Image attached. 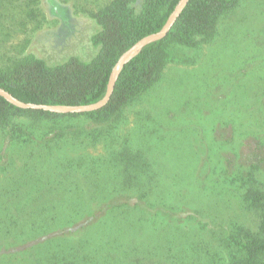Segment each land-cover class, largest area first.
Instances as JSON below:
<instances>
[{
    "label": "trees",
    "instance_id": "obj_1",
    "mask_svg": "<svg viewBox=\"0 0 264 264\" xmlns=\"http://www.w3.org/2000/svg\"><path fill=\"white\" fill-rule=\"evenodd\" d=\"M178 1L111 0L92 12L98 51L90 61L70 56L49 65L34 54L12 57L0 66V87L24 102H97L119 57L161 30ZM239 1L190 0L165 37L125 63L110 101L98 110L23 109L0 96V264H126L130 247L121 238L136 230L137 211L162 216L174 233L168 264H264V167L232 164L222 144H209L219 164L204 175L205 187L221 184L246 215L161 210L168 197L156 190L159 172L146 148H132L130 135L119 131L128 108L161 80L175 53L213 41L221 18ZM2 4L9 15L11 0ZM78 118L81 124L71 129Z\"/></svg>",
    "mask_w": 264,
    "mask_h": 264
},
{
    "label": "rangeland",
    "instance_id": "obj_2",
    "mask_svg": "<svg viewBox=\"0 0 264 264\" xmlns=\"http://www.w3.org/2000/svg\"><path fill=\"white\" fill-rule=\"evenodd\" d=\"M109 1L11 0L9 15L0 9V66L24 54L49 65L70 56L90 61L98 51L92 42L98 26L90 14ZM135 7L140 10V3ZM175 54L161 80L128 108L119 131L130 135L132 148H146L159 172L156 190L168 197L161 210L183 206L212 216L229 218L238 211L245 216L221 184L205 187L204 175L219 164L209 151L212 143L223 145L232 164L264 167V0H240L221 18L213 41ZM81 122L72 119L69 127ZM134 216L136 230L121 238L130 247L126 264H168L176 239L163 217L138 211Z\"/></svg>",
    "mask_w": 264,
    "mask_h": 264
},
{
    "label": "water",
    "instance_id": "obj_3",
    "mask_svg": "<svg viewBox=\"0 0 264 264\" xmlns=\"http://www.w3.org/2000/svg\"><path fill=\"white\" fill-rule=\"evenodd\" d=\"M190 0H179L177 5L175 6L174 10L170 14L168 20L161 28V30L151 33L140 40H138L134 45L128 48L117 60L115 63L109 83L108 88L105 96L98 100L97 102L84 104V105H51V104H40V103H32V102H24L17 98H15L12 94L8 91L2 89L0 87V96L4 97L8 102L12 103L13 105L23 108V109H36V110H44V111H51L56 113H82V112H89L98 110L104 107L111 99L113 91L115 89L119 74L125 65L132 57L138 54L145 46L149 43L157 41L165 37L170 30L172 29L173 25L175 24L176 20L180 16L181 12L184 10L186 5L189 3Z\"/></svg>",
    "mask_w": 264,
    "mask_h": 264
},
{
    "label": "crops",
    "instance_id": "obj_4",
    "mask_svg": "<svg viewBox=\"0 0 264 264\" xmlns=\"http://www.w3.org/2000/svg\"><path fill=\"white\" fill-rule=\"evenodd\" d=\"M110 1H111V0H110ZM110 1H109V2H110ZM109 2H107V3H109ZM107 3H106V4H107ZM106 4L102 5L101 7L105 6ZM101 7H100V8H101ZM66 11H67V10H66ZM97 11H98V10H97ZM93 12H96V11H93ZM69 13H70V11H69ZM90 16L92 17L91 20L95 21L94 23H96V25L98 26V23L96 22L95 18L92 16V13L90 14ZM73 17H75V16H73ZM91 34H92V33H91ZM92 35H93V34H92Z\"/></svg>",
    "mask_w": 264,
    "mask_h": 264
}]
</instances>
